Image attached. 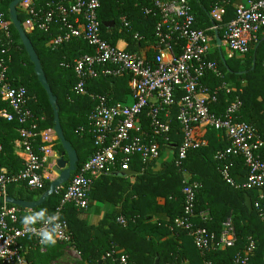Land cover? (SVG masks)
I'll use <instances>...</instances> for the list:
<instances>
[{"label":"built area","instance_id":"1","mask_svg":"<svg viewBox=\"0 0 264 264\" xmlns=\"http://www.w3.org/2000/svg\"><path fill=\"white\" fill-rule=\"evenodd\" d=\"M1 1V0H0ZM214 5L209 11L212 26L209 31L194 27L190 0H150L151 7L144 9L148 16L157 17L153 31V40L142 51L128 52L124 47L112 45L101 34L98 11L100 0H56L41 8L35 0H24L18 8L24 17L21 24L26 33L35 28L48 32L53 24H59L60 33L45 43L52 50L72 39L82 40L92 48L93 53L79 55L72 63L77 78L73 91L76 95H88L95 105L88 116L87 127H79V136L89 135L95 151L88 157L79 171L74 173L66 188H59L55 194L61 196L59 206L54 213L61 217V235L56 244L72 246L74 241L68 223L61 213L66 204H72L77 210L88 208L94 183L102 176L114 172H130L138 164L139 173L159 158L160 148L170 142L169 117L172 108H177L181 141L176 148L167 147L164 158L159 161L174 160L180 163L186 159L190 150L206 144L193 139V129L210 128L221 135L229 145L215 154L218 162V174L224 182L235 189L253 190L256 193L254 207L259 210L264 195V161L261 151L262 140L254 128L239 120L242 101L236 98L225 109L224 115L217 116L211 106L218 102L220 93H229L223 83L210 88L203 80L208 75L221 77L215 61L210 60L214 51V34L222 33V44L232 55L245 56L251 44H256L259 36H264V0H247L234 5V18L228 23L223 19L230 0H212ZM10 21H6L0 11V31L7 46L12 44L9 33ZM124 29L128 22L121 20ZM212 32L213 34L210 35ZM135 41L141 37L135 34ZM138 45V44H137ZM7 49L1 53L6 55ZM150 52L153 57L146 59L142 54ZM10 57L0 60V99L6 102L8 109L0 110V118L7 122H17L19 139L16 140L23 156V168L10 174L0 163V198L8 196V187L24 184L29 191L45 192L48 179L43 169L48 158L53 156V129L38 130L33 114L29 110L28 96L24 87H13L7 78V64ZM264 73V57L261 61ZM127 78L126 100L113 102L109 94H89L86 83L98 79ZM36 139L40 145L34 148ZM2 148L0 146V156ZM241 157L247 175H232L234 159ZM200 182L188 176L182 178L183 211L174 221V227L187 232L193 245L204 258L201 264H212L206 260L212 252L234 248L237 234L233 225L232 212L221 223L219 232L198 227L195 220L210 222L208 210L197 211V194L201 190ZM0 264H30L27 260L28 246L44 253L46 246L39 239L20 226L22 211L19 207L3 203L0 205ZM30 212L31 210H25ZM260 216L262 211L259 210ZM126 227L127 221L119 217L116 221ZM39 227V226H37ZM22 242H28L22 245ZM75 254H79L74 246ZM256 250L252 237H247L240 253L232 264H251ZM111 264H129L126 254L111 249L105 257Z\"/></svg>","mask_w":264,"mask_h":264},{"label":"trees","instance_id":"2","mask_svg":"<svg viewBox=\"0 0 264 264\" xmlns=\"http://www.w3.org/2000/svg\"><path fill=\"white\" fill-rule=\"evenodd\" d=\"M12 1H0V11L4 14L6 21H10L9 5ZM51 1L56 0H35V4L46 8V4ZM100 3L98 20L102 37L106 41L117 45V42L123 40L128 52H136L140 49L143 51L153 40V31L158 18L144 13V9L151 7L150 0H100ZM213 5L212 0H190L195 28L209 31L212 26L209 11ZM17 14L18 21L22 24L24 17L19 9H17ZM233 18V8L227 7L223 22L228 23ZM122 19L128 22V28L122 27ZM107 22H113V28H105L103 24ZM60 27L59 24H53L48 32L35 28L27 33V36L38 55L48 85L57 98L60 125L65 139L78 156L77 171H79L95 151V147L89 135L79 136L77 131L79 127H87L88 116L95 103L88 95L74 93L73 89L78 80L72 63L79 55L91 54L93 50L87 43L78 39H72L55 50L46 47L45 43L60 33ZM9 33L12 44L8 47L0 31V60L6 56L11 58L7 64L9 84L26 89L29 98L27 106L33 114L38 130L53 129V111L47 94L34 75L33 64L11 23ZM135 34L141 37L140 41L133 39ZM212 34L211 32L210 35ZM221 35L222 33L219 32V37ZM4 48L8 50L6 55L1 53ZM142 55L146 59L153 57L150 52H144ZM263 57L264 36H259L257 43L250 45L245 56H224L225 64L222 63L215 48L209 58L216 62L221 77L208 75L203 80L204 84L210 88L223 83L229 88V93H220L218 102L211 106V110L217 116L222 117L228 105L239 98L242 101L239 120L251 125L262 140H264V73L261 67ZM253 59H255L254 63ZM126 82L127 78L92 80L86 83V91L95 95L112 93L110 95L112 101L121 102L126 100ZM3 109L9 110V107L0 99V110ZM176 114L177 108L173 107L168 119L170 142L166 147L160 148L159 158L163 156V152L170 144L178 145L181 141L182 135ZM19 127L15 121L7 122L0 118V146L2 148L0 163L10 174L18 173L23 168L24 161L14 151V142L19 139ZM193 139L197 142L205 141L206 144L198 149L190 150L186 159L180 163V167L174 160L160 162L158 158L142 174L139 173L138 164L132 166L130 173L133 175L128 177L132 178L131 180L104 175L96 181L94 183L96 193L93 199L122 205L119 211L106 215L98 226L87 225L78 219V212L72 204L64 206L61 216L68 223L74 241L72 246L80 255V264L83 262L111 264L110 260L105 257L112 248L117 249L119 254L128 255L129 264H154L156 258H158V264H201L204 258L194 247L187 232L174 227L175 219L181 216L183 211L181 189L184 175L201 183L202 188L197 194L196 210H208L211 218L210 222H201L196 219V226L217 233L221 223L232 212L233 225L237 234L235 247L212 252L205 259L212 264H232L233 259L243 249L247 237H252L256 243V250L250 263L264 264V198L260 202L261 216L254 205H252L253 211L249 212L245 205V195L254 204L256 193L253 190L235 189L222 180L217 171L219 163L214 160V156L217 152L224 150L229 143L222 140L221 135L210 128L199 130L195 127ZM39 145L40 141L36 139L34 148L37 149ZM54 150L59 154L63 153L62 146L56 138L54 139ZM260 157L264 161V149ZM233 162L234 167L231 174L238 173L242 178L245 177L247 169L244 167L243 159L238 157ZM49 184L50 182L46 181L44 191L48 189ZM67 185L68 183L62 186V189ZM103 190L105 195L101 198ZM7 193L14 200L33 202L38 200L44 192L29 191L24 184H13L8 187ZM262 194L264 195V188ZM129 199H132V202L128 207L126 203ZM60 201L61 196L53 194L41 206L31 211L47 208L52 214ZM21 211L20 226L23 225V216L28 213L23 209ZM119 217L127 221L126 227L116 222ZM153 217L155 220H152ZM96 227L104 233L102 240L94 238L91 234ZM155 235L165 237V240L158 242ZM22 245H25V242H22ZM56 245L65 248L72 247L63 244ZM41 258L44 257L41 256Z\"/></svg>","mask_w":264,"mask_h":264},{"label":"water","instance_id":"3","mask_svg":"<svg viewBox=\"0 0 264 264\" xmlns=\"http://www.w3.org/2000/svg\"><path fill=\"white\" fill-rule=\"evenodd\" d=\"M24 0H13L9 5V19L10 23L14 27L15 31L17 32L21 44L23 45L30 62L33 64V71L34 75L36 76L38 82L42 86L43 90L46 92L48 97V102L51 106L53 111V132L55 134L56 139L62 146L63 153L59 156L56 160V168L59 169L58 176L50 182L48 189L40 196V198L33 202H26L22 200H14L10 196H6L5 198H0V205L6 203L8 205H12L15 207H19L23 210H33L41 206L49 197L55 194L56 190L67 184L71 178V176L77 171V164H78V156L74 149L71 147L70 143L65 139L61 125H60V118H59V107L57 105V98L53 95L50 86L48 85L46 76L42 69L40 60L38 58L37 53L35 52L31 41L29 40L27 33L22 28L21 23L18 21V14L17 8L18 5ZM103 26L107 29H111L114 26L113 22H107L103 24ZM214 40L218 55L223 64L224 55L221 50L222 42L219 37V34L215 32ZM255 59H253V63ZM173 148H176L175 144H171ZM130 172H114L108 174L113 177H125L129 175ZM245 205L248 208L249 212H252V203L250 198L245 195ZM158 258L155 259L154 264H158Z\"/></svg>","mask_w":264,"mask_h":264},{"label":"crops","instance_id":"4","mask_svg":"<svg viewBox=\"0 0 264 264\" xmlns=\"http://www.w3.org/2000/svg\"><path fill=\"white\" fill-rule=\"evenodd\" d=\"M247 0H230L231 5L228 7H232L234 10V5L245 3ZM215 39V38H214ZM223 45V44H222ZM125 42L120 41L119 47H124ZM228 53V52H227ZM231 54V53H229ZM232 56V54L230 55ZM228 56V57H230ZM14 151L15 154L23 160L22 152L19 149V146L17 142H14ZM61 156L56 150H54V142H53V156L48 158L47 163L44 166L43 173L45 176L48 177L47 181L51 182L53 181L59 173V169L56 168V160L57 158ZM165 157V153H163L162 158ZM163 162V161H160ZM133 174L130 173L129 175L125 177H118V178H125L127 180H131L132 178H128L132 176ZM110 176V175H109ZM103 189V188H99ZM98 190V189H97ZM98 192V191H97ZM96 193L95 186L93 187L92 193H91V200L90 204L87 209L85 210H77L78 212V219L85 222L87 225L91 226H98V224L102 221V219L106 215L113 214L116 211H119L121 209V204L115 205L111 201H100L93 199V195ZM105 195V191L101 192V198ZM132 202V199H129L127 201V205L129 207L130 203ZM152 220H155V217L152 218ZM92 236L98 240H102L104 237V233L101 229H98L97 227L92 231ZM155 239L158 242H162L165 240V237H160L158 235H155ZM28 242H25V245H27ZM29 245V243H28ZM28 252H27V260L31 264H80V255L75 254V251H73L71 248H65L61 245H55L54 247L46 246L44 253L38 251L37 249H34L31 245L28 246ZM70 252L75 255V259L71 258ZM42 257L44 258H41ZM83 264H87L86 262H83Z\"/></svg>","mask_w":264,"mask_h":264},{"label":"clouds","instance_id":"5","mask_svg":"<svg viewBox=\"0 0 264 264\" xmlns=\"http://www.w3.org/2000/svg\"><path fill=\"white\" fill-rule=\"evenodd\" d=\"M22 224L28 233L39 239V243L43 246L54 247L61 235L60 215L58 213L50 214L47 208H40L25 214L22 218Z\"/></svg>","mask_w":264,"mask_h":264},{"label":"rangeland","instance_id":"6","mask_svg":"<svg viewBox=\"0 0 264 264\" xmlns=\"http://www.w3.org/2000/svg\"><path fill=\"white\" fill-rule=\"evenodd\" d=\"M123 40H121V42H122ZM117 46H119V42H117ZM215 46H214V50H215ZM221 50H222V52H223V54H224V56H226V57H228V56H230L231 54H229V52H228V50H227V48L224 46V45H222V48H221ZM228 52V53H227ZM70 256H71V258H73V259H75V255H73V253L72 252H70Z\"/></svg>","mask_w":264,"mask_h":264}]
</instances>
